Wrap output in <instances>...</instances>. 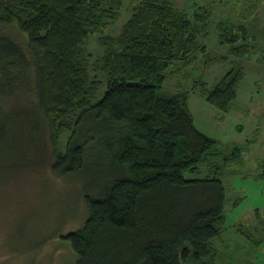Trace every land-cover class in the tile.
Returning <instances> with one entry per match:
<instances>
[{
	"label": "trees",
	"instance_id": "16d2710c",
	"mask_svg": "<svg viewBox=\"0 0 264 264\" xmlns=\"http://www.w3.org/2000/svg\"><path fill=\"white\" fill-rule=\"evenodd\" d=\"M122 3L0 0V140L22 99L31 124L25 144L46 127L55 173L97 172L82 193L85 222L61 235L74 264H216L226 202L220 176L242 160L243 147L226 149L200 131L189 91L167 93L164 83L172 71L182 76L198 52L206 63L226 56L211 57L198 40L208 31V12L191 18L174 0H139L118 35L98 39L105 87L97 97L103 81L92 76L83 46L118 18ZM217 34L230 54L249 58L257 51V37L242 23L219 21ZM243 77L241 67L229 69L206 89V101L229 112ZM201 165L210 174L185 177ZM258 176L264 178V165Z\"/></svg>",
	"mask_w": 264,
	"mask_h": 264
},
{
	"label": "rangeland",
	"instance_id": "374dc122",
	"mask_svg": "<svg viewBox=\"0 0 264 264\" xmlns=\"http://www.w3.org/2000/svg\"><path fill=\"white\" fill-rule=\"evenodd\" d=\"M139 0H123L117 19L104 30L92 34L83 46V57L92 76L103 81L98 63L103 54L101 35L116 36ZM175 5L193 18L196 12L209 13L208 31L198 35L211 57L226 58L206 63L203 53L182 71L169 74L167 93L189 91V108L197 128L217 139L228 149L243 147L242 160L229 164L221 174L226 189L225 222L214 241L216 264H264V178L258 174L264 165V0H174ZM219 21L242 23L257 37V51L251 57L229 53L220 45ZM241 67L244 77L232 109L224 113L205 99V92L231 68ZM198 81L205 87L197 86ZM207 89V90H206ZM22 99L16 101L14 123L6 139L0 140V264H72L75 254L61 235L80 228L88 216L82 193L96 177H64L52 169L54 145L48 128L25 144L31 124L22 114ZM17 119V120H16ZM24 123V124H22ZM43 130V128H42ZM69 132L65 131L56 149L65 151ZM39 136V137H38ZM210 174L206 165L187 178ZM74 264V263H73Z\"/></svg>",
	"mask_w": 264,
	"mask_h": 264
}]
</instances>
